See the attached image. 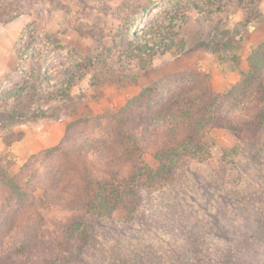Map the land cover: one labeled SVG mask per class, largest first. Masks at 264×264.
I'll return each instance as SVG.
<instances>
[{"label":"rangeland","instance_id":"rangeland-1","mask_svg":"<svg viewBox=\"0 0 264 264\" xmlns=\"http://www.w3.org/2000/svg\"><path fill=\"white\" fill-rule=\"evenodd\" d=\"M256 2L253 14L248 0L202 14L208 0H0V170L35 197L18 203L0 182V224L20 232L7 245L26 249L5 264H264V128L239 132L236 115L233 130L215 120L206 162H184L176 182L141 189L130 221L87 216L73 238L49 223L68 214L71 176L63 158L45 154L67 138L72 151L76 137L91 143L88 118L148 88L152 110L204 86L228 94L229 106L264 44V0ZM240 94L235 102L249 96L256 112L258 95ZM48 202L40 228L36 211Z\"/></svg>","mask_w":264,"mask_h":264},{"label":"trees","instance_id":"trees-1","mask_svg":"<svg viewBox=\"0 0 264 264\" xmlns=\"http://www.w3.org/2000/svg\"><path fill=\"white\" fill-rule=\"evenodd\" d=\"M208 1L202 14L207 10L211 13V5L220 0ZM256 1L248 0L251 6L246 9L252 14L257 13ZM248 25L246 27L251 24L248 22ZM132 26L138 29V26ZM256 50L248 58L249 71L243 74L238 86L232 87L233 96L229 106V102L226 106L223 101L228 99V94H216L210 87L204 86L181 94L176 100L165 102L152 110L151 100L145 101V97L153 92L152 88H148L124 108L88 118L87 126L93 140L91 143L81 144L79 137H76L75 149L72 151L74 145L67 138L63 145L48 150L45 153L48 157L64 159L67 163L66 171L71 176L69 197L59 198L60 201H67L68 214L59 219L53 216L49 223L59 224L63 228L60 232L66 238H73L78 235L87 216L113 223L130 221L138 212L136 207L141 189L174 183L186 168L185 164L180 168V164L191 160L206 162L209 159L211 153L206 137L215 120L224 116L225 121L231 124L228 127L233 130L236 123L232 122L231 117L236 115V128L239 132H245L250 125L253 128H264V99L259 95L264 91V44ZM244 91L258 95L259 107L256 112L249 111L253 104L249 96L239 103L235 102L236 94ZM23 94L21 92L17 98ZM247 137L255 140L252 132ZM155 144L158 145L156 149L153 148ZM147 155L157 161L155 168L150 167L145 160ZM8 175L9 172L1 168L0 182L15 192L14 198L18 203L35 201L32 196L34 194L27 195L24 185L13 180L14 174L9 175L7 180ZM11 179L13 181L10 182ZM50 184L54 185L55 182L52 180ZM49 205L52 204L48 202L47 206L36 211L35 222L40 228L46 227L44 211ZM0 226V264L14 263L20 258V252L26 255V249L20 245L17 247L19 251L12 252L6 239H19L20 232L5 224ZM2 232L7 235L4 236ZM51 259L44 260L47 264H56L62 258L57 256L55 260Z\"/></svg>","mask_w":264,"mask_h":264}]
</instances>
